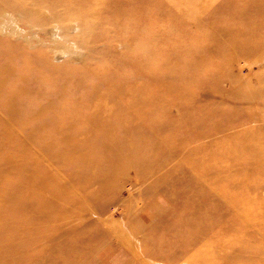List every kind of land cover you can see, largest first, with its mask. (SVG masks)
Returning <instances> with one entry per match:
<instances>
[{
    "label": "rangeland",
    "instance_id": "374dc122",
    "mask_svg": "<svg viewBox=\"0 0 264 264\" xmlns=\"http://www.w3.org/2000/svg\"><path fill=\"white\" fill-rule=\"evenodd\" d=\"M19 1L22 0L12 3ZM99 1L110 5L116 2L107 13L111 15L108 24L83 23L82 19L88 18L74 2L68 12L70 5L65 3L46 9L29 1V14L17 18L24 21L23 34H34L39 45L25 44L27 38L5 35L1 29L0 38L21 41L34 51L43 48L53 66L83 67L87 63L117 71L115 61L133 64L135 68H127L123 78L138 79L130 88L145 98L135 106L128 97L118 101L114 106L123 110L115 119L94 109L96 106H86V112L72 118L77 124L73 129L49 127L31 133L14 129L8 137L1 135L0 209L12 208L11 221L32 225L33 232L23 231L21 236L33 244L28 254L38 264H146L139 250L152 252L151 264H222L206 256L211 254L208 251L214 235H206L193 225L187 228L186 236H180L178 227L170 230L166 224L173 217V205L185 203L183 199L189 200V193L194 195L201 184L204 187L205 175L216 171L215 177H220L217 171L229 162L225 175L238 173L234 164L241 162L230 155L209 154L206 162V146L225 149L233 144L225 135L258 130L251 114H260L256 102L264 104V97L254 100L248 94L264 75V53L259 47L264 45V0ZM93 37H97L96 42ZM68 69L53 72L52 68L30 66L11 81L26 85L34 75L46 87L71 90L76 81L68 79ZM102 74L90 75L93 86L103 85L106 78ZM7 90L8 86L0 88V96ZM77 92L83 95L88 90L81 87ZM5 108L6 102L0 101V113ZM135 109L139 116L132 117L126 111ZM67 119L70 118L58 116L54 122L61 125ZM117 122L128 124L132 135L111 131ZM135 128L137 133L132 131ZM40 160L56 175L45 178L46 187L36 193L35 174H20L19 168L26 171V166H36ZM203 161L210 165L195 166ZM7 180V184L21 182L24 186L14 200L10 188L4 186ZM205 186L201 193L211 194V185ZM226 187L222 189L230 188ZM226 190L223 197H240L245 211L260 223L264 217V184L258 193L259 204L232 189ZM77 192L84 197L83 203L80 205L78 200L76 205H67ZM58 195L62 202L59 214L75 210L79 222L57 220L55 216L59 214L53 213L50 198L56 202L54 196ZM221 201L225 202L223 198ZM18 204H32L48 216L15 211ZM208 213L204 210L203 217ZM162 221L165 227H158L157 222ZM206 223L205 220L201 227ZM242 223L238 230L250 234L242 241L250 254L225 264H264V235L253 223ZM244 231L220 236L229 241ZM115 232L128 241H118ZM63 233V239L54 242ZM134 242L139 243V250L133 248ZM71 252L77 253L71 256Z\"/></svg>",
    "mask_w": 264,
    "mask_h": 264
},
{
    "label": "bare ground",
    "instance_id": "6f19581e",
    "mask_svg": "<svg viewBox=\"0 0 264 264\" xmlns=\"http://www.w3.org/2000/svg\"><path fill=\"white\" fill-rule=\"evenodd\" d=\"M29 1H33L36 6H38L37 8L46 9H51V7L54 6L52 7L53 9L55 8V4L58 6L59 3H65L70 5L69 8H67L68 12L69 9L73 7L72 4L74 2L77 4L75 7L81 6L79 9L82 10V14L84 15L83 17L88 18L87 20L82 19V21L85 20L83 23L87 22V24H96L98 22L100 24H108V21H111V15H107V13L109 12L110 8H112V6L116 5V2L110 5L109 2H104L103 4L99 0H22L14 4L12 3V0H2V5H0V29L5 32V35L12 33L14 35L27 38V41L24 43L26 44V42H28V44L33 47L39 45L36 44V42H38V37H36L34 34L29 35V33H25L24 35L22 30L23 25H25L24 21L23 19L17 18L19 15L22 16L23 14L25 17L27 14H29L27 5ZM124 1L125 0H120V3ZM120 3L117 2L119 5ZM113 20L114 19H112V21ZM43 26L41 28L42 31L45 30V27L43 28ZM96 39L97 37H93V42H96ZM32 40L36 41L33 42ZM259 47L262 50L261 53H264V45L261 44ZM65 49H69V47ZM68 51L71 52L72 49H69ZM47 58L48 53L43 48L34 51L23 45L21 41H9L6 38H0V88L8 86V90L5 92V95L0 96V101L6 102V108L0 113V136L3 135L4 137H8V135H10L11 131L14 129L20 131V133H23V129H25L27 133H31L46 130L49 127L60 128L64 130L73 129L75 126H77L76 122L73 120V117L81 114L82 112H86V106H96L94 109L105 113V115L109 117L113 115V118L115 119V116L117 117V113L123 110V108L117 110V108L114 106L118 101L124 97H128L131 105L135 106L139 103V101H142V99L145 98L144 94H140L137 91H132L130 88L134 87V85L139 81L138 79L123 78L124 72L127 70V68H135L133 64L129 66L127 64L120 63L119 61H115V65L119 69L117 71H112L111 69H108L109 67L93 66L90 64L87 65V63H85L86 66L83 67L71 65L53 66L50 64L49 59ZM262 58L264 59V56H262ZM30 66L38 68H52V70H54L53 72H59V70L69 68L66 70V73L68 74L66 75L68 79H74L76 84H74V87L71 90L55 86L46 87L44 84H41L38 79L35 80L34 75L28 79L27 84L29 86H26L27 84H16L11 81L12 79H15L16 76H21L23 68ZM100 68H104V70H101ZM93 72H103L102 75H104L106 78V80L103 79V85H92V83L89 81V77L91 74H93ZM66 75H64V78ZM45 76L50 78V76ZM54 76L57 78V75ZM42 78L46 80L44 76H42ZM58 78L61 80V74L58 76ZM34 82H36L35 87H32L31 85ZM139 84L140 82L138 85ZM81 87H85L88 90L87 94L80 95L77 92V90ZM249 92L250 93L248 95L251 99L256 100L258 97H264V75L260 78L259 85L253 87ZM45 98H49L51 100L45 101ZM67 98L69 101L66 104L64 101ZM256 103L261 111L260 114H251V119L257 123L258 130H255L254 132L229 133L225 135V137H228L233 143L231 147L217 150L214 148V146H206L207 148L205 149L207 154L205 158L206 162L208 157H210L209 154H216L217 152H219L221 155H230L233 159H238V161L241 162L240 165L236 163L234 164L236 167V172L238 173L235 175L227 173L225 175V172L228 171L226 166H229L228 164L231 163H224L223 165L227 164L225 165V168L217 171L218 174H221L220 177H215L216 171L211 175H205V184L211 185V194H202L201 191L207 187L205 184L204 187L203 184H201L199 188H197V191L194 192V195L189 193V200L184 198L186 196L185 195L183 197L185 203L176 206L173 205L171 210L173 212V217L170 218V221L167 224L165 222L163 223V221L161 223L157 222L158 227H165L166 224V226H169L170 230L176 229L178 227L180 236H186L187 228L193 225L200 227L202 229L201 231L205 232L206 235H214L215 237H212V245L209 247L211 251H208L211 254L206 256L208 259L211 258L222 264L231 262V260H238L240 257H245V255L250 254L248 253L249 251L244 250L247 248L242 245V241L243 238L246 239L251 236L247 231L242 229L238 230L242 222L247 221L250 222V224L253 223L255 225L254 228L258 229L259 233L264 235V217H262L260 223H257L256 221L258 220L256 217H254L252 214H248V212H246L243 208L242 202L239 201L240 197L233 196L234 198H227L225 195L223 197L224 191L227 188L226 186L228 185L230 186L229 189L237 192L239 196L245 195L247 200H255L253 202L258 203V193L264 184V104L260 102ZM137 110L138 109L126 111L132 117H136L139 116V112ZM58 116H65L70 119H67V121L63 124L58 125L54 122ZM35 120L43 121L39 123L35 122ZM26 122L28 123L24 127ZM130 130L131 128L128 124L118 122L115 129H111V131H116L117 134L124 133L126 135H132L129 133ZM132 131L137 133V128L132 129ZM19 153L21 154L20 157H22L23 151ZM37 157L38 156H36V158ZM40 161H42L44 164L40 162V164L33 166V164L30 163V166L25 167L26 171L24 168H19L20 174H35L36 180L38 181V185L34 187L36 193L46 187L47 182L45 181V178H49V176L53 174L51 172H54L50 166L46 165L44 160ZM39 165H41V167H39ZM206 165L209 166L210 164H205L204 161L195 164V166H201L202 168ZM31 166H33L34 169ZM55 175L56 174H53V176ZM259 175L263 176L258 177ZM54 178L55 177H53V179ZM73 178L74 177L71 179ZM71 179L70 184L73 182ZM8 181L9 180L3 183L4 186L10 188L12 195L11 198L14 200L15 197H18V195L21 194L24 186L21 182L7 184ZM223 186L226 187L225 190H223L224 188L222 189ZM26 191H29V185L26 186ZM78 191L81 192L79 189ZM74 194L77 197H71L70 200L66 202L67 205L70 206L73 202L75 204L78 202V200L80 205L83 203L84 197H82V194L78 192ZM187 196L189 195L187 194ZM54 197H56L58 200L55 202V199L50 198L51 204L53 205L52 211L53 213L59 214L58 206L62 202L59 200V195ZM222 198L225 202L221 201ZM174 199L175 198H171V200ZM219 200L221 202L216 205V201ZM11 209H0V253H2V255H0V264H38V262H35L37 260L30 259L31 256L28 254L30 253L29 249L31 248V245L33 244L29 242L27 237L24 238L21 236L23 235V231L27 233L33 232V230H31L32 225L28 223H21L19 221H11L10 215L13 214L10 212ZM14 210L24 213L35 211L36 213H41L40 216H48L46 212L42 213L38 209H35L32 204H24L23 206L18 204ZM204 210L205 212L207 211V213L209 212L206 214L208 216L203 217L202 214L204 213ZM15 211L14 213H16ZM176 215L177 217H175ZM55 217L57 220L60 218V222L64 220H68L67 222H73L74 224L79 222L77 213H75V210L72 211V209L65 211ZM205 220L207 223L205 224V227L202 228L201 226ZM84 223L87 225L89 224V222L86 220H84ZM37 225L38 224L35 223V230L38 228ZM238 231H244L242 235L238 234L240 237L235 236L229 241L228 239H221L224 236L223 234H233L234 232L236 234ZM64 235L65 233L55 237L54 242L58 243L61 241ZM115 237L118 241L123 243H126L124 241H128L126 237L120 236L119 234L117 235V233ZM200 237L201 234L197 236V242H199ZM146 239L148 238H145L144 242ZM132 246L133 248L135 247L136 250H139L140 248L138 242H134V245ZM75 253L77 252H71L70 255L74 256ZM139 253L145 257L146 264H151L152 252L147 254L149 253L148 251L142 252L139 250L138 254ZM201 257L204 260V257ZM51 262L53 263V261Z\"/></svg>",
    "mask_w": 264,
    "mask_h": 264
}]
</instances>
